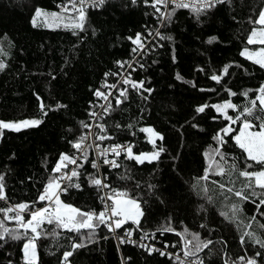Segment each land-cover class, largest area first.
<instances>
[{"label":"trees","instance_id":"16d2710c","mask_svg":"<svg viewBox=\"0 0 264 264\" xmlns=\"http://www.w3.org/2000/svg\"><path fill=\"white\" fill-rule=\"evenodd\" d=\"M62 2L0 0V46L8 53L0 56L7 64L0 71V121H43L19 132L4 130L0 137V174L5 178L8 202L35 201L60 154L79 155L70 142L88 132L81 122L90 124V113L99 107L95 91H105V83L117 84L127 72L132 80L144 81V87L151 89V93L129 89L128 99L118 107L114 97L111 98L114 110L103 114V124L112 137L107 144L129 143L134 146V153L151 152L154 149L147 134L139 129L152 127L163 136L156 144L164 151L152 163L137 164L123 156L119 169L104 166L99 171L101 177L107 176L113 188L127 189L140 202L143 210L140 227L137 229L129 222L118 232L123 236L125 229H132L136 243L121 244L113 233L101 227L94 243L77 249L69 258L71 264H177L174 256L155 251L149 254L139 246L157 243L162 251L178 253L183 258L180 237L160 231L169 221L178 232L187 227L190 232L199 233L202 241H211L196 257L190 258L202 260L203 264H225V261L240 264L239 257H252L257 251L264 256V249L248 237L244 245L240 242L245 231L264 238L261 228L264 215L260 214L264 213V206L257 210L251 202L255 197L242 201L230 193L222 194L218 183L213 181L231 187L226 177L212 175L207 181L199 179L209 163L205 153L217 146L213 137L229 122L212 108L204 113L196 111L201 105L225 100H231L242 110L255 92L250 91L248 97L242 93L264 84V69L241 55L245 47H259L246 41L256 26L251 21L264 9V0H228L202 10L198 16L191 9H177L170 20L163 22L143 0L136 3L105 0L100 7L87 8L86 30L79 35L50 29L43 24V17L37 18V25L33 26L37 8L60 11L58 5ZM157 31L165 39L154 37ZM137 33L150 45V50L140 56L132 52L135 45L129 39ZM118 61L127 63L121 68ZM128 63H133L134 71ZM226 66L228 74L223 72ZM213 74L222 76L220 83L210 79ZM177 75L182 79H177ZM227 89L237 95L230 96ZM41 101L47 115L40 110ZM228 111L233 117L238 114ZM240 126V121L233 125L236 131L224 137L227 142L221 151L229 164L243 169L252 162L245 160V154L232 139ZM93 159L89 150V160ZM259 167L254 164L249 170ZM80 172L76 181L80 187H70L60 199L82 210H101L99 197L108 190H98L88 180L97 170L85 163ZM122 175L128 178L121 179ZM232 179L236 189L243 186L242 177L234 174ZM233 204L242 212L229 221L220 212L228 211ZM0 206H5L4 202ZM52 227L44 226L45 231ZM145 233L147 238L142 239ZM74 240L80 242V237L66 231L58 237H41L36 241L38 264H60L63 252L71 250ZM23 243L24 240L0 241V264H25ZM256 259L258 264H264L262 257Z\"/></svg>","mask_w":264,"mask_h":264},{"label":"snow or ice","instance_id":"6c2138e0","mask_svg":"<svg viewBox=\"0 0 264 264\" xmlns=\"http://www.w3.org/2000/svg\"><path fill=\"white\" fill-rule=\"evenodd\" d=\"M132 2L136 3V0H132ZM143 2L146 6L152 7L163 22L165 19L170 20L177 9H191L198 16L202 10L215 7L217 4L226 3L228 0H143ZM104 3L105 0H63L58 5L60 11L45 12L37 8L32 23L33 26H36L37 18L43 17V24L46 27L53 30L64 29L71 31L73 35H79L80 32L86 30L87 8L100 7ZM169 6H172L171 11H168ZM251 22L256 26L251 29L246 43L248 45H259L260 47L255 50L245 47L241 51V55L253 64L258 65L261 69H264V9ZM148 35H152V33L149 32ZM156 35L160 36L161 39H165L159 31H157ZM129 39L135 45L132 49L133 53L143 55L150 50L145 43L146 38L141 33H137L134 38L129 37ZM209 42L211 43V40ZM7 55L8 53L0 46V56ZM117 63L123 68L127 62L118 61ZM139 66L141 68L144 67L143 64ZM6 67L7 64L0 60V71H3ZM128 67L133 71L135 70L131 63H128ZM228 67L226 66L223 69L225 74H228ZM105 75L107 76L108 74L106 73ZM113 75H119V73ZM177 79H182V77L177 75ZM210 79L220 83L222 76L213 74ZM119 84H122L123 87H119ZM104 87L108 88L109 91L105 92L97 89L94 93L98 100L104 101V103L99 105L103 109L104 114H110L114 110L110 98L114 97L115 104L118 107L128 99L129 89L141 91V93H151V89L144 87V81L132 80L131 73H128L117 84L109 85L105 83ZM201 90L204 91V89ZM227 91L230 96L237 95L230 89H227ZM250 91H254L255 96L248 99V103L243 106L242 110L231 100L197 107V113H204L207 108H212L225 121L229 122L213 137L218 143L210 152L205 153L209 163L204 175L199 179L207 181L212 175L226 177L229 183L232 184L231 187L223 182L213 181L218 183L221 193H230L242 201H248L251 197H255L256 199L251 202L259 210L261 206H264V84H261L258 89L246 91L242 95L248 97ZM144 99H147V97H144ZM39 106L43 115H47L43 101L40 102ZM57 107H63V105H57ZM228 110L236 111L238 114L233 117L229 115ZM90 116L96 118L100 117V114L91 112ZM215 118L213 117V119ZM238 121L241 122V126L232 139H234L235 145L245 154V160L252 162L246 163L243 169L237 168L235 163L229 164L226 154L221 151L223 145L227 142L224 137L236 131L233 125ZM42 122L41 119H25L18 122L0 121V137L3 136L4 130L19 132L24 128L39 126ZM81 124L89 131L80 135L75 141L70 142L72 148L79 155L60 154L51 169V175L48 177L47 183L43 185V190L38 194L35 201L10 204L8 202L9 197L6 192L4 175L0 174V202H4L5 205L0 206V241L7 242L8 239L24 240L23 254L25 264H38L36 241L43 236L58 237L62 231L78 235L80 242L74 240L71 244V250L64 251L60 261V264H71L69 258L73 256L77 249L86 247L88 243L95 242L97 229L104 227L107 228L108 232L115 234L117 230L123 228L129 222L136 225L137 229L140 227V218L143 216L140 202L133 198L127 189L113 188L107 182V176L101 177L99 175V169L101 164L107 165L110 169H119L121 167L119 158L122 155L124 159L134 160L137 164L152 163L164 151L163 147H157L156 144L157 140H163V136L152 127H141L139 131L147 134L148 143L152 144L154 150L137 154L133 152L134 146L132 144L116 143L103 146L105 140L112 139L107 134V129L103 123L96 124L99 133L102 134L92 133V125L90 124L84 122H81ZM116 127H120V125H116ZM128 127L131 128L132 125H128ZM193 127H196V125H193ZM90 137H93L92 142H88ZM89 150L95 151L97 159L89 160ZM85 163H90L91 167L97 170L96 175H89V183L98 190H108L99 197L103 204V208L99 211L95 209L82 210L60 199L61 195L66 193L70 187H80V184L76 181L79 180L82 174L80 169L84 167ZM254 164L260 167L257 170H249L253 168ZM70 165L73 167L69 169ZM234 174L243 178V186L240 189L235 188L232 179ZM120 178L126 179L128 177L122 175ZM257 189L261 191L258 193ZM203 191L207 193L208 189L204 188ZM208 199L211 198L209 197ZM257 200L259 201L258 203L256 202ZM37 204L43 206L36 207ZM241 212L242 209L238 205L233 204L228 206V211H221L220 215L226 220L234 221ZM260 214L264 215V213ZM252 220H255V216L252 217ZM9 224H14L15 227H9ZM45 225H52L53 227L50 231H45ZM201 227H204V225H201ZM247 227H251V225H247ZM261 228H264V225H261ZM160 231L172 232L180 237L183 241V258L178 253H166L161 249L144 244L139 246L145 248L149 254L155 251L159 252L160 255H169L170 258L174 256L177 264H203L202 260L190 258L196 257L200 251L208 247L211 241H202L199 233L190 232L187 227L182 232H178L171 226L170 221ZM132 235V229H125L124 235L117 236V239L121 244L136 243V241L131 239ZM245 237H248L254 245H258L260 249H264V238L256 236L251 231H245L240 238L241 245L245 244ZM104 238L106 239L107 237ZM143 238H147V233H145ZM172 246L175 247L176 245ZM167 247L168 245L165 244V248ZM256 257L264 259L262 253L257 251L252 257H239V261L240 264H258ZM225 264H228V262L225 261Z\"/></svg>","mask_w":264,"mask_h":264},{"label":"built area","instance_id":"2783aa9c","mask_svg":"<svg viewBox=\"0 0 264 264\" xmlns=\"http://www.w3.org/2000/svg\"><path fill=\"white\" fill-rule=\"evenodd\" d=\"M217 5H219V4H217ZM217 5H216V6H217ZM216 6H215V7H216ZM169 8H170V6H169ZM169 8H168V9H169ZM210 8H213V7H209V8H207V9H210ZM148 33H149V32H147V34H148ZM154 37L160 38V36H158V35H156V34H155ZM145 43H146V42H145ZM146 45H147L148 47L150 46V45H148L147 43H146ZM158 46H161V42H159ZM145 54H146V53H145ZM138 55L140 56V54H138ZM132 65H133V63H132ZM133 66H134V65H133ZM126 75H127V72L124 73V74H122V76L120 77L119 81H122ZM105 89H106L105 92L109 91L108 88H105ZM95 98L98 100V98H97L96 96H95ZM110 99H111V98H110ZM101 103H104V101L99 100V105H100ZM94 112L99 113V114H100V117H96V118H94V117L91 116V121H90V125H92V127H91V132H92V133H96V134H102V133H99V130L97 129L96 124H98V123H103V114H104L103 109H101L100 107H98ZM88 131H89V130H88ZM92 139H93V137H90L89 141L92 142ZM97 142H99V141H97ZM103 143H104L103 146L112 145V144H107V140H105ZM125 144H129V143H125ZM91 153H92L93 158H94V159H97L95 151L91 150ZM121 157H123V155H122ZM121 157L119 158V162H120V160H121ZM109 158H111V157H109ZM104 166H107V165H103V164H101V167H100L99 171H100ZM71 167H73V166L70 165V166H69V169H70ZM108 168H109V167H108ZM41 206H43V205H41ZM41 206H40V207H41ZM119 231H120V229L117 230V232L114 234V235L116 236V238H117V236H119V233H118ZM131 239H132V240L134 239V236H133V235H132ZM150 243H151V247H155V248L161 249L160 246H159L157 243H153V242H150Z\"/></svg>","mask_w":264,"mask_h":264},{"label":"rangeland","instance_id":"374dc122","mask_svg":"<svg viewBox=\"0 0 264 264\" xmlns=\"http://www.w3.org/2000/svg\"><path fill=\"white\" fill-rule=\"evenodd\" d=\"M259 47H260V46H259ZM249 48H251V47H249ZM256 48H258V47H256ZM256 48H251V49L255 50ZM36 250H37V248H36Z\"/></svg>","mask_w":264,"mask_h":264}]
</instances>
